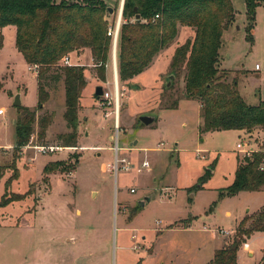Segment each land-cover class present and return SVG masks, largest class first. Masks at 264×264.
<instances>
[{
    "label": "rangeland",
    "instance_id": "obj_1",
    "mask_svg": "<svg viewBox=\"0 0 264 264\" xmlns=\"http://www.w3.org/2000/svg\"><path fill=\"white\" fill-rule=\"evenodd\" d=\"M105 1L113 7L119 4L118 0ZM232 3L234 20L223 34L219 68L227 72L230 82L237 79V87L248 104L257 105L264 100V2L256 7L251 41L246 37L247 6L244 0ZM117 12L112 18L109 16L110 23L117 21ZM3 35L0 110L5 113L0 114V264H207L217 249L233 239L244 217L264 206V187L263 192L221 195L243 160L237 144L249 142L258 149L261 138L257 133L249 136L246 131L202 132L200 102L184 94L186 70L182 69L168 85L175 48L194 36V30L185 27L132 80L140 87L119 81L118 130L116 105H103L95 97L98 85L115 95L113 55L105 82L95 75L96 68L85 55L80 64L86 66L88 84L79 110L78 146L64 147L58 140L59 134L69 132L64 119L61 80L44 109L37 110L38 119L46 113H55L54 124L47 133L53 140H40L35 123L29 144L15 162L19 176L7 183L14 174L19 114L14 101L20 94L21 106L35 109L38 84L35 72L16 47V27L10 25ZM256 64L261 70H256ZM176 99L180 100L178 108L168 109L166 105ZM142 115L157 119L141 126ZM117 134L120 156L131 160L133 168L120 169L116 176L110 164L115 157L112 148L116 146ZM46 145L62 149L42 153L35 148ZM144 160L150 162V168L139 172ZM50 161L72 164L73 168L51 173L46 182L43 170ZM215 161L214 171L203 188L192 190ZM23 193L27 197L5 203L13 194ZM147 196L152 200L142 206ZM185 219L195 221L194 225L183 228ZM174 226L179 228L169 229ZM152 246L154 252L150 254ZM249 251L254 254H248ZM238 262L264 264V231L254 232L240 246Z\"/></svg>",
    "mask_w": 264,
    "mask_h": 264
},
{
    "label": "trees",
    "instance_id": "obj_2",
    "mask_svg": "<svg viewBox=\"0 0 264 264\" xmlns=\"http://www.w3.org/2000/svg\"><path fill=\"white\" fill-rule=\"evenodd\" d=\"M244 2L249 22L246 37L251 41L256 7L264 0ZM108 8L104 0H63L60 3L54 0H0V50L4 42L2 29L16 26V47L29 66H39L37 107L32 110L17 106L14 174L7 183L11 184L19 176L15 162L23 147L29 144L35 123L38 124L40 140L46 141L55 113H46L38 119L37 110L44 109L61 80L65 83L64 119L69 132L59 134L58 140L64 147L78 146L79 110L88 83L87 69L81 65H65L63 59L73 51L91 50L95 75L106 81L113 52V40L107 34L110 26L106 19ZM137 14L140 19H136ZM234 14L232 0H124L117 44L119 81L133 87L132 80L175 41L182 28L194 30L192 38L175 48L170 73L178 77L182 69L186 70L184 94L186 98L200 102L201 131H246L249 136L257 133L261 138L258 151L238 164L234 179L223 189L222 196L261 191L264 187V170L260 168L264 160V100L257 105L248 104L237 87V79L230 82L227 72L219 68L223 34L233 22ZM156 15L159 18L156 19ZM102 96L95 94L97 99ZM179 101L176 99L166 107L176 109ZM216 164L217 161L207 168L192 190L203 188ZM71 168L72 164L50 161L43 170L45 181H49L51 173ZM27 193L13 194L5 203L22 200ZM189 223V220H183L184 227ZM257 231H264V206L257 213L244 217L233 239L218 249L207 264H238L240 246Z\"/></svg>",
    "mask_w": 264,
    "mask_h": 264
},
{
    "label": "built area",
    "instance_id": "obj_3",
    "mask_svg": "<svg viewBox=\"0 0 264 264\" xmlns=\"http://www.w3.org/2000/svg\"><path fill=\"white\" fill-rule=\"evenodd\" d=\"M122 12H123V4L121 5L119 12H118V17H117V21L114 23H110V26L108 27V31L107 34L108 36L112 37L113 40V58H114V67H113V85L115 88V95H111V93L109 91H104V94L102 96V101L101 103H103V105H112L115 104L116 105V114L119 113V72H118V66H117V44H118V38H119V32H120V27L121 24L123 22V18H122ZM156 19L159 18V15H156L155 17ZM108 21L110 20L109 15L106 18ZM63 63L65 65H70V58L69 57H65L63 59ZM71 66V65H70ZM31 70L36 71L38 73V69L39 66L38 65H32L29 66ZM256 70H261V66L259 64H256ZM0 113H5L4 110H0ZM116 129H120L119 128V124H116ZM115 138V137H114ZM37 150H39L42 153H47V152H55L56 150H60L62 149V147L59 146H54V145H46V146H37L35 147ZM112 149L115 150V157L113 162L110 164L111 167V171L113 173H115V175L117 176L118 172L120 169L123 170H130L131 167L133 168V164L131 162V160H129L126 157H121L120 156V150L121 147L118 146V134L116 135V146H114ZM237 150L239 153H241L242 157H249L251 156L254 152L258 151V149L253 148L249 142H239L237 144ZM150 168V162L148 160H144L141 164V167L138 169V171L140 172L143 168ZM261 170H264V160L261 163ZM132 192H136L135 189L132 188L131 190ZM229 233V232H227Z\"/></svg>",
    "mask_w": 264,
    "mask_h": 264
},
{
    "label": "crops",
    "instance_id": "obj_4",
    "mask_svg": "<svg viewBox=\"0 0 264 264\" xmlns=\"http://www.w3.org/2000/svg\"><path fill=\"white\" fill-rule=\"evenodd\" d=\"M61 1H63V0H54V2H56V3H60ZM67 1H80V0H67ZM105 1V0H104ZM108 5H109V7H112L113 9H114V12L113 13H109V16H111L110 18H112L113 16H115V13H116V10L119 12V9H120V7H121V5L122 4H124V0H118V5H116L115 7H113V6H111L107 1H105ZM118 12H117V14H118ZM10 26V25H9ZM9 26H6V27H4L3 29H2V33H3V31L7 28V27H9ZM11 26H13V25H11ZM16 27V26H15ZM87 56V58H88V60L90 59V62H88V63H92V65H93V58H92V53H91V50H89V49H82V50H79V51H73V52H71L70 53V56H69V58H70V65L71 66H75V65H81V66H85V65H83L82 63L80 64V61H83V57L84 56ZM113 59V58H112ZM87 62V61H86ZM112 63H113V61H112ZM28 64V63H27ZM89 65H91V64H89ZM110 68V65H108V67H107V70ZM35 72V74H34V76L36 77V79H37V72L36 71H34ZM87 81H88V79H87ZM134 81V80H133ZM132 81V82H133ZM63 83V86H62V92L64 93V96H65V83H64V81L62 82ZM88 84V83H87ZM100 100V102L102 101V98H100L99 99ZM118 112V111H117ZM0 114H2V113H0ZM115 117H116V120H115V126H116V124H119V122H120V112L119 113H117L116 114V112H115ZM54 124V123H53ZM52 124V125H53ZM51 125V126H52ZM50 128V127H49ZM49 130V129H48ZM47 133H48V131H47ZM54 137V136H53ZM47 139V141H50V140H53L52 138L50 139V138H46ZM112 139V135L110 136V140ZM256 192H263V191H256ZM227 214L228 215H230V212L228 211L227 212ZM194 223H195V221L193 222H190L189 224H188V227H184L183 226V228H185V229H189V228H191L193 225H194ZM176 228H179V227H177V226H174V228H169V229H172V230H174V229H176ZM229 233H231V232H229ZM68 241H70L71 242V240L69 239ZM224 247V246H223ZM151 248V247H150ZM149 248V249H150ZM220 249V248H219ZM218 250V249H217ZM216 250V251H217ZM215 251V252H216ZM154 252V247L152 246V251H150L149 253L150 254H152ZM252 251H249L248 252V254H250ZM253 253V252H252ZM254 254V253H253ZM214 255H215V253H214ZM238 264H240L239 262H238Z\"/></svg>",
    "mask_w": 264,
    "mask_h": 264
},
{
    "label": "water",
    "instance_id": "obj_5",
    "mask_svg": "<svg viewBox=\"0 0 264 264\" xmlns=\"http://www.w3.org/2000/svg\"><path fill=\"white\" fill-rule=\"evenodd\" d=\"M108 11H109V13H113L114 9L112 7H109ZM136 19H140V15L139 14L136 15ZM174 77L175 76L173 74H170V82H169L168 85H170L172 83V78H174ZM133 87H140V86L138 84H134ZM95 94L98 95V96L103 95L104 94V87L102 85H98L96 87V89H95ZM21 104H22L21 95L18 94L16 96V98H15L14 105L15 106H20ZM156 119L157 118L155 116H152V115H142L140 117V121L144 125H150V124L154 123L156 121ZM192 196H194V194ZM145 200L146 201L141 202L142 206H145L146 202H150L152 200V197L151 196H147Z\"/></svg>",
    "mask_w": 264,
    "mask_h": 264
},
{
    "label": "bare ground",
    "instance_id": "obj_6",
    "mask_svg": "<svg viewBox=\"0 0 264 264\" xmlns=\"http://www.w3.org/2000/svg\"><path fill=\"white\" fill-rule=\"evenodd\" d=\"M118 111V110H117Z\"/></svg>",
    "mask_w": 264,
    "mask_h": 264
}]
</instances>
